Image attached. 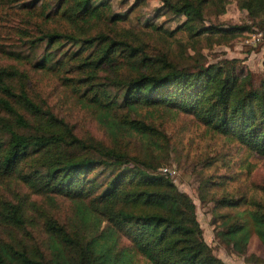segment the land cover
<instances>
[{"label":"trees","instance_id":"16d2710c","mask_svg":"<svg viewBox=\"0 0 264 264\" xmlns=\"http://www.w3.org/2000/svg\"><path fill=\"white\" fill-rule=\"evenodd\" d=\"M160 1L166 10L185 18L177 30L191 36L247 38L262 33L255 45L244 42L251 53L263 52L260 75L251 78L253 74L232 58L184 66L165 54L153 57L143 45L102 29V21L117 23L123 16L108 15L106 4L97 0H23V6L47 18L59 15L89 32L96 30L89 36L42 31L30 40L33 47L41 43L46 47L33 66L61 70L78 52L59 51V45L77 44L88 54L69 66L86 76L64 80L86 85L78 97L93 113L113 115L137 133L162 139L165 135L155 124L118 116L119 110L171 107L264 155V0H237L247 12V21L231 26L205 24L206 8L214 6L222 14L224 0ZM124 60L136 63L132 75L99 80L100 71L115 69ZM15 74V70L0 69L4 95L0 96L4 113L0 115V179L14 176L33 193L63 195L70 200L71 210L67 221L43 215L41 241L17 235L0 239V264H140L139 256L144 264H226L205 241L195 203L177 187L169 171L115 147L101 150L93 139L80 137L46 102H35L23 88L15 91L7 82ZM110 168L114 170L102 178V172ZM218 203L252 207L246 224L236 215H219L216 236L247 263L264 264V256L249 250L252 235L264 250V201L244 197L223 198ZM28 219L21 203L0 196L1 227L22 229Z\"/></svg>","mask_w":264,"mask_h":264},{"label":"rangeland","instance_id":"374dc122","mask_svg":"<svg viewBox=\"0 0 264 264\" xmlns=\"http://www.w3.org/2000/svg\"><path fill=\"white\" fill-rule=\"evenodd\" d=\"M22 2L0 0V69L17 72L7 78L10 86L15 91L25 89L37 103L46 102L56 114L65 117L74 126L80 137L93 139L101 150L115 147L134 159L151 163L157 169H167L177 187L195 203L203 237L213 252L226 264H250L222 243L216 231L222 220L219 215H236L246 224L250 222L252 207L247 203L229 207L218 202L223 198L240 200L244 197L264 201V155L254 153L231 137L207 129L191 115L171 107L138 106L130 111L119 110L118 116L123 114L155 124L165 135L162 139L137 133L118 123L113 115L110 118L100 112L93 113L78 97L86 85H77L74 81L85 77L86 73L69 66L76 65L80 56H87L88 50L82 51L77 44H60L59 51L66 50L69 54L78 52V56L72 55L74 60L67 62L61 70L36 69L33 62L45 52L46 47L44 43L33 47L30 40L42 31H74L89 36L96 30L89 32L59 15L47 18L39 10L23 6ZM101 2L106 4L108 15L123 16V20L117 23L102 21V29L119 39L143 45L153 57L165 54L184 66L194 62L214 64L221 59L232 58L253 74L251 78L260 75L263 52L251 53L252 48L244 46L246 37L243 35L234 38L218 34L191 36L185 30H177L185 18L166 10L160 0H97V3ZM224 5L225 12L222 14L214 6L206 8L205 24L212 22L231 26L247 21V12L238 7L237 0H224ZM135 67V62L124 60L115 69L100 71L99 80L107 82L105 77L132 75ZM66 77L74 80L66 81ZM108 88L114 89L113 86ZM0 115L4 113L0 111ZM112 170L114 168L104 170L101 177ZM0 196L13 203H21L29 217L22 229L9 231L0 226V239L17 235L41 241L45 213L59 221H67L70 216V200L63 195L51 194L47 197L33 193L14 176L0 179ZM249 248L251 253L264 256L255 235L251 237ZM138 258L139 263L144 264L142 257Z\"/></svg>","mask_w":264,"mask_h":264},{"label":"built area","instance_id":"2783aa9c","mask_svg":"<svg viewBox=\"0 0 264 264\" xmlns=\"http://www.w3.org/2000/svg\"><path fill=\"white\" fill-rule=\"evenodd\" d=\"M262 39V33L260 32H254L252 34H249L247 38L245 39L246 44H256ZM167 169H164L166 171Z\"/></svg>","mask_w":264,"mask_h":264}]
</instances>
